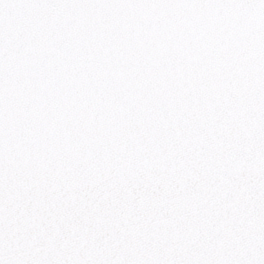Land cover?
Here are the masks:
<instances>
[{
    "label": "snow or ice",
    "instance_id": "1",
    "mask_svg": "<svg viewBox=\"0 0 264 264\" xmlns=\"http://www.w3.org/2000/svg\"><path fill=\"white\" fill-rule=\"evenodd\" d=\"M0 264H264V0H0Z\"/></svg>",
    "mask_w": 264,
    "mask_h": 264
}]
</instances>
